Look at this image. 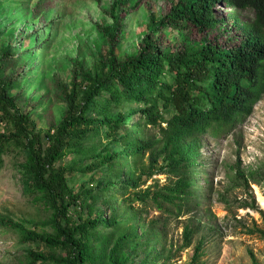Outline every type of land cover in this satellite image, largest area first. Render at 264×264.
Masks as SVG:
<instances>
[{"label":"trees","instance_id":"1","mask_svg":"<svg viewBox=\"0 0 264 264\" xmlns=\"http://www.w3.org/2000/svg\"><path fill=\"white\" fill-rule=\"evenodd\" d=\"M167 1L170 7L164 14L147 10L145 37L137 52L125 57L118 53L125 16L141 0H113L103 8L112 23L97 24L106 38L98 63L93 69L77 63L70 83L62 82L65 113L44 133L12 94L23 79L32 49L20 52L17 44L10 43L0 49V120L9 125L0 133V167L14 149L26 152V190L41 195L55 222L54 233L40 234L21 222L0 218L1 225L21 233L23 242L37 245L38 250L28 251L29 264H87L104 257L110 246L106 231L113 227L120 232L140 220L120 213L127 206L136 213V204L154 207L166 216L189 213L200 204L192 202L198 189L200 136L220 138L231 132L263 97L264 0ZM5 4L0 0L1 10ZM246 10L252 12L251 19L242 18L240 12ZM190 30H197L201 38L179 43L169 35L178 32L190 38ZM212 33L216 34L210 39ZM37 34L28 38L37 39ZM225 37L228 40L221 42ZM17 65L21 70L8 73ZM151 127L161 136L154 137ZM68 155L75 158L73 163H60ZM73 173L110 177L81 194L69 184L68 175ZM156 173L173 180L152 194L149 189L136 190L146 181L144 176L148 179ZM237 173L248 180L240 168ZM119 174H127L128 179H117ZM85 196L106 203L110 218L104 214L74 218L70 210ZM193 233L186 229L188 243ZM121 237L133 246L139 236L129 231ZM41 246L46 250L41 251ZM57 252L64 255L58 258Z\"/></svg>","mask_w":264,"mask_h":264},{"label":"rangeland","instance_id":"2","mask_svg":"<svg viewBox=\"0 0 264 264\" xmlns=\"http://www.w3.org/2000/svg\"><path fill=\"white\" fill-rule=\"evenodd\" d=\"M112 1L102 0L98 4L96 0H5L6 9H0V49L8 43L17 44L20 52L32 49V57L25 60L23 79L12 94L35 121L38 131L46 132L63 118L61 85L70 83L76 64L87 69L97 65L106 43L97 24L112 23L103 12ZM169 7L167 0H141L138 8H130L118 47L121 57L135 54L140 47L149 22L147 10L164 14ZM218 10L224 12L221 7ZM240 14L243 19L252 18L250 10ZM32 32H38L37 39L28 38ZM188 34L191 39L178 32L169 35L179 43L193 42L202 36L197 30ZM214 34L209 38L213 39ZM227 40L225 37L221 42ZM21 68L17 65L8 73ZM8 126L0 120V133L8 130ZM150 129L154 137L161 136L158 129ZM44 141L49 146L46 137ZM200 153L198 189L192 199L199 205L182 216H166L146 204H136L137 213L128 206L121 208L120 213L139 216V222L136 226L126 225L120 232L113 227L107 230L108 254L87 264H264V95L253 113L231 132L220 138L210 134L200 136ZM148 156L149 152L145 164L149 162ZM4 159L0 167V218L21 222L28 230L40 234L54 233V217L45 201L40 194L31 195L26 190L29 177L26 152L16 148ZM74 160L68 155L60 163L70 165ZM239 168L248 180L238 175ZM109 177L102 173L68 175L71 188L81 194ZM116 178L125 181L128 176L119 174ZM89 180L86 187L84 183ZM143 180L146 181L136 190L149 189L152 194L173 177L156 173L148 179L144 176ZM70 213L76 219L92 214L110 218L111 209L106 203L85 196L80 204L72 206ZM187 228L194 230L189 243L185 238ZM129 231L139 236L133 246L121 237ZM31 249L38 247L23 242L18 230L0 224V264H29ZM40 250L46 249L41 246ZM63 255L56 253L58 258Z\"/></svg>","mask_w":264,"mask_h":264},{"label":"bare ground","instance_id":"3","mask_svg":"<svg viewBox=\"0 0 264 264\" xmlns=\"http://www.w3.org/2000/svg\"><path fill=\"white\" fill-rule=\"evenodd\" d=\"M263 200V199H262Z\"/></svg>","mask_w":264,"mask_h":264}]
</instances>
